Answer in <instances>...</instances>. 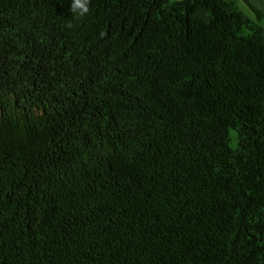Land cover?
Wrapping results in <instances>:
<instances>
[{
	"label": "trees",
	"instance_id": "1",
	"mask_svg": "<svg viewBox=\"0 0 264 264\" xmlns=\"http://www.w3.org/2000/svg\"><path fill=\"white\" fill-rule=\"evenodd\" d=\"M70 4L0 0V264H264L259 16Z\"/></svg>",
	"mask_w": 264,
	"mask_h": 264
},
{
	"label": "rangeland",
	"instance_id": "2",
	"mask_svg": "<svg viewBox=\"0 0 264 264\" xmlns=\"http://www.w3.org/2000/svg\"><path fill=\"white\" fill-rule=\"evenodd\" d=\"M177 1V0H173ZM237 6L254 21L260 19L261 26L264 28V0H235Z\"/></svg>",
	"mask_w": 264,
	"mask_h": 264
},
{
	"label": "clouds",
	"instance_id": "3",
	"mask_svg": "<svg viewBox=\"0 0 264 264\" xmlns=\"http://www.w3.org/2000/svg\"><path fill=\"white\" fill-rule=\"evenodd\" d=\"M70 10L74 18H82L89 13V0H71ZM71 27V24L67 25Z\"/></svg>",
	"mask_w": 264,
	"mask_h": 264
}]
</instances>
